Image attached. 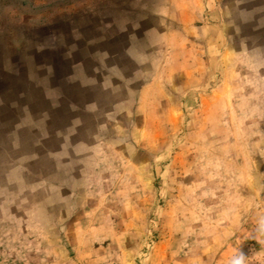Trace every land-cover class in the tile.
<instances>
[{
  "label": "rangeland",
  "instance_id": "obj_1",
  "mask_svg": "<svg viewBox=\"0 0 264 264\" xmlns=\"http://www.w3.org/2000/svg\"><path fill=\"white\" fill-rule=\"evenodd\" d=\"M2 28L40 67L0 104V264H264V0H0Z\"/></svg>",
  "mask_w": 264,
  "mask_h": 264
},
{
  "label": "crops",
  "instance_id": "obj_2",
  "mask_svg": "<svg viewBox=\"0 0 264 264\" xmlns=\"http://www.w3.org/2000/svg\"><path fill=\"white\" fill-rule=\"evenodd\" d=\"M0 33H3V35H0V37H6L5 29L3 28L0 29ZM7 47H8V44L6 43V40L3 42L0 41V104L5 103V100H6L5 98L9 95H16L17 97L19 95L18 99L22 97L21 95H24L23 84H28L30 82V78L34 75L28 72L21 73L20 70H17V69H20V67L23 66V64L25 63L24 59L26 60V62L28 63L30 62L29 64L32 65L35 68V70H37V75L39 74L38 69L40 67L38 63H34L33 61L34 56L37 55L35 53L34 55L31 54V56H27V57L24 56L23 59H21L22 61L20 63V67L16 68L15 72H9V62H8L9 60H8V53L6 50ZM17 49H20V47H17ZM46 59L49 60L50 56L48 55L47 58H45V60ZM34 65H36V67ZM45 76H47V79H49L48 75H45ZM16 80L18 81V83L16 82ZM50 80L51 79H49V81ZM69 89H70V86H69ZM84 92L86 96L88 91L84 90ZM79 96L81 97L84 95L81 94ZM2 128L3 129L6 128V123L0 121V129ZM9 134L10 133L7 132V135ZM5 135H6L5 130H0V138Z\"/></svg>",
  "mask_w": 264,
  "mask_h": 264
}]
</instances>
